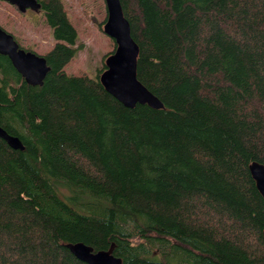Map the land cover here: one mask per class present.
<instances>
[{"label":"trees","instance_id":"1","mask_svg":"<svg viewBox=\"0 0 264 264\" xmlns=\"http://www.w3.org/2000/svg\"><path fill=\"white\" fill-rule=\"evenodd\" d=\"M36 1L41 86L0 56V128L23 148L0 140V264H83L68 243L112 244L121 264H264L248 172L264 167V0H119L161 109L115 101L104 66L65 74L75 30L60 0Z\"/></svg>","mask_w":264,"mask_h":264},{"label":"water","instance_id":"2","mask_svg":"<svg viewBox=\"0 0 264 264\" xmlns=\"http://www.w3.org/2000/svg\"><path fill=\"white\" fill-rule=\"evenodd\" d=\"M14 7L20 14L26 10L38 12L40 4L36 0H0ZM105 21L103 34L112 40L114 50L103 62L104 70L99 75V83L104 91L123 107L131 109L135 105H145L151 109H161V103L150 94L136 79L135 61L137 46L130 37V29L122 15L119 0H103ZM0 56L7 58L15 72L23 82L31 87L41 86L48 72L45 60L30 51L21 49L13 37L0 27ZM0 140L8 148L22 151L18 138L8 135L0 128ZM248 172L255 188L264 201V167L256 162L248 165ZM264 241V229L262 231ZM76 260L83 264H121V260L113 255V245L105 251L93 252L82 243L64 246Z\"/></svg>","mask_w":264,"mask_h":264},{"label":"rangeland","instance_id":"3","mask_svg":"<svg viewBox=\"0 0 264 264\" xmlns=\"http://www.w3.org/2000/svg\"><path fill=\"white\" fill-rule=\"evenodd\" d=\"M60 1L76 34L75 53L63 71L67 75L92 78L95 71L104 66L102 57L113 45L112 40L103 34L102 26L100 29L106 17L103 0ZM0 27L21 49L37 56L46 54L53 45L51 31L44 25L41 12L26 10L20 14L14 7L0 1Z\"/></svg>","mask_w":264,"mask_h":264}]
</instances>
